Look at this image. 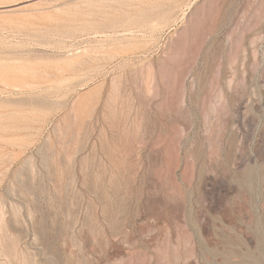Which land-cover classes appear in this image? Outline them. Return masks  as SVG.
Returning a JSON list of instances; mask_svg holds the SVG:
<instances>
[{
	"label": "rangeland",
	"instance_id": "1",
	"mask_svg": "<svg viewBox=\"0 0 264 264\" xmlns=\"http://www.w3.org/2000/svg\"><path fill=\"white\" fill-rule=\"evenodd\" d=\"M0 264H264V0H0Z\"/></svg>",
	"mask_w": 264,
	"mask_h": 264
}]
</instances>
